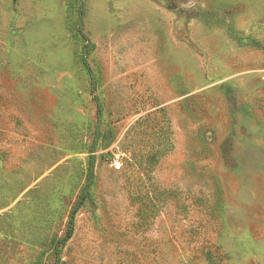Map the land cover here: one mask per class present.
Listing matches in <instances>:
<instances>
[{"label":"rangeland","instance_id":"374dc122","mask_svg":"<svg viewBox=\"0 0 264 264\" xmlns=\"http://www.w3.org/2000/svg\"><path fill=\"white\" fill-rule=\"evenodd\" d=\"M95 95L62 264H264V0H0V264H49Z\"/></svg>","mask_w":264,"mask_h":264},{"label":"trees","instance_id":"16d2710c","mask_svg":"<svg viewBox=\"0 0 264 264\" xmlns=\"http://www.w3.org/2000/svg\"><path fill=\"white\" fill-rule=\"evenodd\" d=\"M80 20L77 26V32L82 39V47H81V58L85 69L90 77L91 82V90L95 91L97 86V75L91 66L89 56L92 53L95 44L92 42L91 38L85 32V24H84V15L83 9L80 6ZM94 100L96 103V114H97V123L94 130V136L89 146V153H88V166L86 171V179L85 184L82 187L80 193L78 194L76 201L74 202L70 213L69 218L66 224L65 234L59 238H57L52 244L49 246V264H62V251L63 247L66 245L68 240L73 235L74 227H75V220L79 210L92 199L93 194V187L96 184L97 172H96V160L97 155L96 151L100 147L101 142L105 139L106 135L102 128V120H103V105L99 96L95 95ZM164 110V109H163ZM152 120L154 122H152ZM171 127V121L167 114V112L159 113H149L145 117L139 118L132 126V131L140 134L142 131H148L152 133L153 139H155L159 132V129ZM162 143V142H161ZM159 144L154 143L147 149V154L144 158L142 163L148 164L152 163L153 160L155 161L159 155ZM143 192H138V195L142 194Z\"/></svg>","mask_w":264,"mask_h":264}]
</instances>
